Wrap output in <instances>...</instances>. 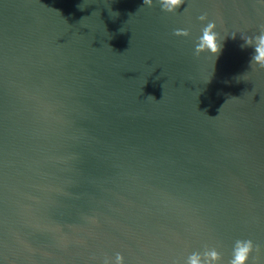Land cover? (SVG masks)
<instances>
[{"label": "water", "instance_id": "water-1", "mask_svg": "<svg viewBox=\"0 0 264 264\" xmlns=\"http://www.w3.org/2000/svg\"><path fill=\"white\" fill-rule=\"evenodd\" d=\"M262 29L264 0H0V264H264Z\"/></svg>", "mask_w": 264, "mask_h": 264}, {"label": "clouds", "instance_id": "clouds-1", "mask_svg": "<svg viewBox=\"0 0 264 264\" xmlns=\"http://www.w3.org/2000/svg\"><path fill=\"white\" fill-rule=\"evenodd\" d=\"M160 8L164 12L174 13L184 3V0H158ZM144 6L153 7L154 0H143ZM201 21L207 20L205 15L199 17ZM217 25L215 22H208L203 28L201 36L198 38L193 54L200 56L202 53L211 52L218 55L221 51V43L219 42V34L216 31ZM175 36L187 37L190 33L186 29H176L173 33ZM235 39V35H233ZM244 44L242 47H250L253 49V54L250 60L251 67H259L264 69V29L258 35L251 37H242ZM147 99L156 100L152 96ZM255 245L251 240H237L233 248V257L230 264H248L249 258L255 250ZM220 254L215 249L207 250L201 255L199 252L192 253L187 264H218ZM104 264H125V258L122 254L116 253L115 260L106 258Z\"/></svg>", "mask_w": 264, "mask_h": 264}]
</instances>
